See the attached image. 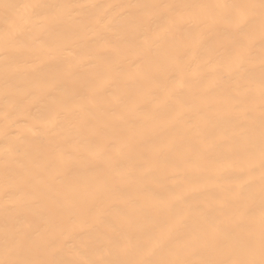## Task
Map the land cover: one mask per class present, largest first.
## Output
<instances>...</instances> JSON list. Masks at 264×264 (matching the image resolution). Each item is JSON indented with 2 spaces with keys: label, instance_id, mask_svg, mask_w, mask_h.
Returning a JSON list of instances; mask_svg holds the SVG:
<instances>
[{
  "label": "bare ground",
  "instance_id": "6f19581e",
  "mask_svg": "<svg viewBox=\"0 0 264 264\" xmlns=\"http://www.w3.org/2000/svg\"><path fill=\"white\" fill-rule=\"evenodd\" d=\"M249 2L259 0H0V37L15 24L27 38L0 48V258L6 235L27 234L24 258L121 259L110 228L162 244L156 259L223 258L212 228H232L237 207L260 215L258 168L245 183L243 82L223 25L158 35L163 11L145 6ZM4 4L67 7L21 21L25 10Z\"/></svg>",
  "mask_w": 264,
  "mask_h": 264
},
{
  "label": "snow or ice",
  "instance_id": "6c2138e0",
  "mask_svg": "<svg viewBox=\"0 0 264 264\" xmlns=\"http://www.w3.org/2000/svg\"><path fill=\"white\" fill-rule=\"evenodd\" d=\"M5 9L22 7L25 12L19 20L23 21L29 16H39L42 13L37 9L47 10V14L58 20L55 11L57 8L67 6L56 5H2ZM152 9L163 11L166 27L158 35H166L178 30L185 22L210 20L212 23L223 25L222 35L227 40L225 59L230 74L243 84L238 88L240 96L249 105L244 113L243 125L248 133L243 145V153L247 164L246 184L251 187L253 178L259 170L260 183V215L258 222L250 207H237L235 209L237 222L232 228L216 225L212 228L215 233H221V242L224 249L223 258H182L181 249H177L175 259L153 258L162 249L159 242L154 247L134 246L131 237L116 228H110L111 236L107 239L112 246L113 254L121 259L114 260H56V259H29L23 256V244L28 239L24 235H6L0 264H264V0L258 3H217V4H157L148 5ZM259 37V80L256 79L257 63L254 55L257 47V30ZM27 38L17 25L10 27L0 37V48L6 52L14 51L18 45L23 44ZM7 72V69H6ZM259 97L258 117L255 107L256 97ZM258 123L259 135L256 136ZM109 145H99L97 155L107 157ZM97 198L103 193H90ZM250 199L253 194L250 193ZM199 241L193 239L185 249H196Z\"/></svg>",
  "mask_w": 264,
  "mask_h": 264
}]
</instances>
